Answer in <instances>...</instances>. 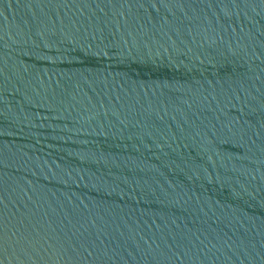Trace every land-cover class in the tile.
<instances>
[{
  "label": "water",
  "instance_id": "water-1",
  "mask_svg": "<svg viewBox=\"0 0 264 264\" xmlns=\"http://www.w3.org/2000/svg\"><path fill=\"white\" fill-rule=\"evenodd\" d=\"M0 264H264V0H0Z\"/></svg>",
  "mask_w": 264,
  "mask_h": 264
}]
</instances>
